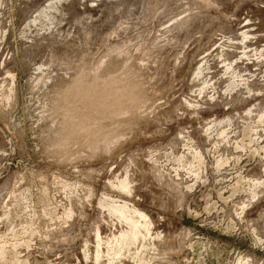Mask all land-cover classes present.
<instances>
[{"label":"rangeland","instance_id":"1","mask_svg":"<svg viewBox=\"0 0 264 264\" xmlns=\"http://www.w3.org/2000/svg\"><path fill=\"white\" fill-rule=\"evenodd\" d=\"M0 264H264V0H0Z\"/></svg>","mask_w":264,"mask_h":264}]
</instances>
